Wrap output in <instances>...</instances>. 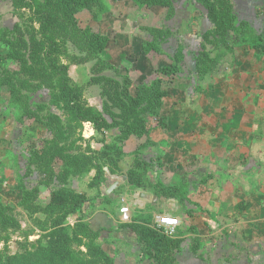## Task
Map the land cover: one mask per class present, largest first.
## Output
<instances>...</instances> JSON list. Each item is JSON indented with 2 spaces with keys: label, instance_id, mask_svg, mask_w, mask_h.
Here are the masks:
<instances>
[{
  "label": "trees",
  "instance_id": "1",
  "mask_svg": "<svg viewBox=\"0 0 264 264\" xmlns=\"http://www.w3.org/2000/svg\"><path fill=\"white\" fill-rule=\"evenodd\" d=\"M12 13L18 15L27 12L25 24L15 25L12 29H0V41L6 46L0 54V106H6L2 93L8 94L10 106L16 109L15 122H36L46 129L47 135L35 143H27L29 153L28 166L33 167L41 178V183L49 187V198L45 211L56 214L49 230L40 243L33 249L22 251L9 250L5 246L0 251V264H113L110 254L97 241L99 230H93L82 219V205L88 202L83 194L71 190L66 181L70 176L94 171L89 182L90 187H99L104 180L106 163L97 160V156L116 155L121 159L125 154L120 143L106 139V130L110 124L95 107L90 106L79 88L70 84L71 63L92 62L93 82H104L103 95L110 101L106 113L112 118L111 124L119 127L120 141L135 134L142 136L151 129V120L158 116L168 90L164 81L171 80L179 71L183 62V49L177 47L176 57L168 64L154 68L153 77L148 82L133 84L131 74H118V69L110 64L106 55L109 38L95 26L84 23L87 13L94 18L105 6V0H7ZM138 8L160 7L173 14L172 0H131ZM206 10V16L212 27L201 35V50L195 57L194 72L198 79L214 71L220 62L222 52L236 48H252L264 52V35L258 33L247 21L240 19L231 0H196ZM149 37L141 46L143 53H155L165 34L171 33L166 28L148 27ZM207 45L211 48L207 49ZM223 49V50H221ZM67 51L68 61H60V54ZM214 53V56L211 54ZM181 58L178 61L177 58ZM113 73V75L108 74ZM134 87V92L132 89ZM40 89H47L48 102L31 104V95ZM54 105L67 116L65 122L50 110ZM159 118V124L162 122ZM88 124L94 131L82 149L71 139L75 128ZM101 136V138H98ZM102 144V151H97L91 141ZM139 173L130 170L127 181L135 189L145 187V173L150 164L140 159ZM22 178L17 175V187L22 192L18 206L29 209L35 204V188L25 189ZM186 183L164 185L159 180L153 184L157 196L187 199ZM105 200H110L108 196ZM14 207L0 203V219L12 218ZM60 213V215L58 214ZM76 215V224L71 231L65 225L69 216ZM155 222L144 216H135L130 222L121 223L114 230L123 233L138 245L140 256L152 260L154 264H172L171 250L178 246L179 238L169 237L162 230L155 228ZM82 233V234H79ZM25 235L29 236L30 232ZM10 234H0V242L6 243ZM85 238L82 242L80 238ZM78 239L81 248L72 246Z\"/></svg>",
  "mask_w": 264,
  "mask_h": 264
},
{
  "label": "crops",
  "instance_id": "2",
  "mask_svg": "<svg viewBox=\"0 0 264 264\" xmlns=\"http://www.w3.org/2000/svg\"><path fill=\"white\" fill-rule=\"evenodd\" d=\"M119 1L105 0L108 8L100 21V31L109 38L106 55L113 65L124 70L128 61L136 63L137 60L134 70V66L128 68L133 70V82H148L157 65L142 56V38L129 33V25L125 22L127 13L118 17L124 12V7L137 6L131 0ZM231 1L237 16L264 35V0ZM198 4L196 0H189L187 7L190 9H185L187 13L180 15L179 20L187 19L191 25L195 24L192 27L197 45L192 48L193 66L189 64L192 69L201 50V35L212 27L205 14L206 26L199 32V17L188 14ZM173 6L175 11H181L175 2ZM210 48L207 45V49ZM184 53L186 51H183V58ZM222 54L218 67L202 79L197 78L194 70L187 75L181 68L171 80L166 81L167 96L146 134L152 149L142 158L150 164L145 173L146 182L152 185L158 180L164 185L188 184L187 199L175 198L180 205L172 210L175 214L161 208L154 213L153 221L164 215L177 217L180 224L175 234L179 238L186 218L197 230L204 229L207 234L228 232V241L225 235L222 236L219 248L212 250L205 260L188 250L184 255H176L178 264H264V52L236 48L230 52L224 50ZM155 55L150 54V57ZM4 107L0 106V119H4ZM159 118L162 119L160 124ZM0 134L5 136V131ZM107 188L104 189V197H109ZM149 196L148 192L141 190L132 198L121 196L131 202L128 220L132 219L137 207L144 210ZM120 198L117 200L118 214L113 217L108 212L107 222L112 227L120 222ZM185 207L198 212L188 215ZM82 211L85 212V208ZM91 221L93 219L88 222ZM116 233L118 241L139 251L132 239ZM213 244L211 241L210 248ZM237 248H242V251ZM232 252L237 254L231 255Z\"/></svg>",
  "mask_w": 264,
  "mask_h": 264
},
{
  "label": "rangeland",
  "instance_id": "3",
  "mask_svg": "<svg viewBox=\"0 0 264 264\" xmlns=\"http://www.w3.org/2000/svg\"><path fill=\"white\" fill-rule=\"evenodd\" d=\"M119 2H124V0ZM173 2L176 3V8L181 10L180 12L175 11L174 8L173 14L168 15V12L160 7L133 8L132 6H126L123 8V6H121L124 9V12L120 13L118 17L127 13L125 22L129 25V31H131L129 33H133L134 36L142 38L141 41H144V39L149 37L146 30L148 27L155 26L158 28H168L171 33L165 34L166 39H163V41L159 43L158 50L155 52L156 55L154 57H150L151 53L142 52V56L145 57L144 59L146 61L155 66L168 64L172 61V59H174V56L176 57V53L178 51L177 47L181 45L182 49H185L182 51H186V53H184V58H182L183 62L181 61L179 66L188 75L192 72V70H194L189 67V64L191 63V66H193V60L191 58L194 56V53H192V48L194 45H197L196 37H194L195 29L192 27L195 24L192 23L191 25L190 21H186L187 19L185 21L183 20V22H179L181 17L180 15L186 14V11L190 9L187 7L189 0H173ZM8 3L9 2L7 0H0V29H12L15 25H26L27 23H24V20L27 17V12L21 11L18 15H14L12 13V8L9 5L10 3ZM106 8H108V5L105 3L104 9L98 13L96 18H94V15L87 13L84 18V23L87 25L89 24L90 26H95V28L100 30V21L102 20ZM190 13L199 17V32L203 31L205 28L204 26H206L204 17L206 14L205 8L201 4H198V6L192 7L188 14ZM5 51L6 46L0 41V54H4ZM70 53H67L66 51L65 54H60V61L69 62L68 54ZM102 56L107 59L110 64H112L107 55L103 54ZM121 58L124 59L125 57L123 58V56H121ZM177 59L180 61L181 58L178 57ZM94 62L95 61L71 63L69 71L70 84L79 88L86 102L104 115L107 123L110 124L105 135L107 141L112 143L119 142L125 154L121 159H115V154H111L109 157L97 156V160L102 163H106L109 166V169L106 167L107 171L104 174V180L99 187L89 186V182L94 177L93 170L89 173L70 176L67 179L66 184L75 193L83 194L88 199V202L82 205V208H85V212L82 211L83 216L80 222L85 224L87 223L89 226L91 224L92 226L90 228L93 230H101L97 241L110 254L113 259V264H152V260L142 258L140 256V251L134 249L133 247L126 246L124 243L118 241V234L113 231V228L117 225L127 223L131 220L124 221L122 216H120V222L116 223V226L112 227V224L107 222L110 215L108 212H110L114 217L116 215L115 213H117V200L119 201V198L122 195L132 198L133 194H135L138 190L148 192L150 199H148L144 205V210L140 211L138 207L134 210L135 213L132 218L140 216L141 214V216L146 218V221L149 219L153 221V215L158 209L166 208L169 210L170 214L174 215L175 213L172 210L175 206L177 207L178 205L179 207L180 205L174 197L171 198L162 195L157 196L156 193L153 192L154 188L151 183H145V187L135 189L127 181V174L129 171L134 170L139 173L141 170L140 159L147 155L149 150H152L151 143L148 137H146L148 132L142 136L132 134L123 141H120L117 137L119 135V127L111 124L112 118L106 113V106L110 104V101L103 95L104 88L102 85L104 82H93L91 80L95 73L92 66ZM132 66H134V70L135 66H137V60L136 63H133L131 60L128 61L126 63L125 70L116 66L115 67L119 71L118 74L124 75L132 73L133 70L128 69ZM108 74H111V72H108ZM111 75L114 76L113 73ZM166 83L167 82L164 81V84ZM131 89L132 92H134V87ZM187 91L189 93L190 89L187 88ZM2 98L4 99V104H6V106L4 107V119H0V132L3 130L5 131V136L0 134V203H5L14 207V211L12 212V218L14 221L11 219L7 221L0 219V234H10L6 243L0 242V251L3 249L5 244L9 250L22 251L25 248H35L39 242L45 243L46 240L44 236L49 230H44V228H48L50 226L52 218L56 215L50 214L45 211L44 208L49 198L50 191L48 185L41 183L42 177L39 176L33 167L28 166L26 163L28 162L30 156L27 149V143H35L38 139L45 137L47 133L45 127L37 124L36 122H25L23 125L17 124L15 122L16 109L7 103L8 94L3 92ZM49 99L50 95L48 90L40 89L31 95V104L34 106L37 103L48 102ZM50 110L59 115L64 122L67 119V116L63 113V111L54 105L50 106ZM70 135L71 139L76 140L75 145L80 146L83 149L86 145L87 139L93 136V133L89 125L85 124L82 128L73 129ZM98 138H101V136H98ZM156 139L157 137L155 136L154 140ZM90 144L97 151H102L101 143H96L93 140ZM17 175L22 178L21 181L25 189L32 190L35 188V193L33 195L37 196V199L35 204L29 209H22L18 206V201L20 200L22 192L17 187ZM122 176H125L126 179L123 180ZM114 181L118 182V186L111 194H109L111 199L103 200V197L105 196L104 189ZM96 209H100L101 211H95ZM184 210L188 215L192 212H198L197 210L189 207H185ZM58 214L60 215V213ZM76 218V215L69 216L65 221V225L69 227L68 231H71L75 226ZM89 219H93V221L89 223ZM26 232H30V235H25ZM180 235L183 238H179L177 234L169 236L179 238L178 246L171 250L173 258L172 264H178L176 261V255H184L188 250L197 258L205 260V257L210 256L212 250H214L217 246L219 248L221 241L223 242L222 236L225 235V240L228 241V232H216L212 235L207 234V231L204 229L197 230L195 226L190 223L188 218H186V222H184L182 226ZM78 238H80L82 242H86L85 238ZM211 241L214 242L213 248H210L209 245ZM231 242L233 243V241ZM187 244L189 245L188 248ZM72 246L85 250L83 246L79 245L78 239L73 240ZM237 250L240 252L242 251V248H237ZM233 254L236 255L237 252H232L231 255Z\"/></svg>",
  "mask_w": 264,
  "mask_h": 264
},
{
  "label": "built area",
  "instance_id": "4",
  "mask_svg": "<svg viewBox=\"0 0 264 264\" xmlns=\"http://www.w3.org/2000/svg\"><path fill=\"white\" fill-rule=\"evenodd\" d=\"M119 213L124 221L129 218L131 202L127 201L125 198H120ZM169 218V219H167ZM155 228L162 230L168 236H174L177 226L180 224V220L174 216H159L155 220Z\"/></svg>",
  "mask_w": 264,
  "mask_h": 264
},
{
  "label": "water",
  "instance_id": "5",
  "mask_svg": "<svg viewBox=\"0 0 264 264\" xmlns=\"http://www.w3.org/2000/svg\"><path fill=\"white\" fill-rule=\"evenodd\" d=\"M104 170H107L106 167H104ZM123 180L126 179L125 176H122ZM118 186V182L112 183L107 189H106V194H110L116 187Z\"/></svg>",
  "mask_w": 264,
  "mask_h": 264
}]
</instances>
